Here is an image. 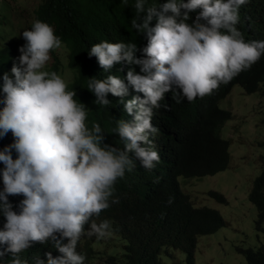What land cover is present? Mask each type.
Returning a JSON list of instances; mask_svg holds the SVG:
<instances>
[{
    "label": "clouds",
    "instance_id": "1",
    "mask_svg": "<svg viewBox=\"0 0 264 264\" xmlns=\"http://www.w3.org/2000/svg\"><path fill=\"white\" fill-rule=\"evenodd\" d=\"M11 1L0 0V264H89L117 234L101 214L148 189L171 103L230 83L264 55V40L240 27L248 0H123L80 75L60 38L66 22L49 20L40 0ZM92 106L108 115L90 117ZM34 245L43 252L31 257Z\"/></svg>",
    "mask_w": 264,
    "mask_h": 264
},
{
    "label": "trees",
    "instance_id": "2",
    "mask_svg": "<svg viewBox=\"0 0 264 264\" xmlns=\"http://www.w3.org/2000/svg\"><path fill=\"white\" fill-rule=\"evenodd\" d=\"M121 3L123 0H111L110 8L101 9L94 7L93 0H40L37 7L46 13L49 20L66 22L67 27L61 31L60 38L76 72L84 75L93 68L86 55L87 45L97 38L106 37L104 17L109 9ZM240 15L242 31L264 40L262 0H248ZM235 83L246 93L255 90L264 93V55L230 83L221 84L211 95L193 102L182 98L179 104L171 103L172 109L158 122V132L154 134L160 161L147 171L149 187L145 194L117 210L110 205L101 214L103 217L100 220L111 222V229L117 233L119 241L113 251L109 249L106 253L104 264H161L157 255L162 247L164 250L179 249L185 263L194 264L192 251L196 236L213 232L224 225L218 210L206 205H193L189 201L187 194L180 189L177 176L187 179L213 174L227 166L228 140L220 136L219 129L231 117V111L219 107L217 100ZM88 115L106 116L108 109L92 106ZM207 193L224 201L217 190L209 189ZM247 198L256 209L254 228L264 232L263 168L252 178ZM147 228L150 229L144 242L140 231ZM234 247L244 256L245 264H264V246ZM82 249L89 258L92 250L87 238L82 241ZM42 252L40 246L34 245L29 254L34 257Z\"/></svg>",
    "mask_w": 264,
    "mask_h": 264
},
{
    "label": "rangeland",
    "instance_id": "3",
    "mask_svg": "<svg viewBox=\"0 0 264 264\" xmlns=\"http://www.w3.org/2000/svg\"><path fill=\"white\" fill-rule=\"evenodd\" d=\"M4 1L15 6L11 0ZM35 1L23 0L22 3ZM217 105L231 111V117L219 129L220 136L228 140L227 166L213 174L187 179L179 175L177 180L193 205L215 208L225 222L213 232L196 236L194 264H245L244 256L235 245L264 246V232L253 225L256 209L247 198L252 178L264 169V93L257 90L246 93L235 83L217 100ZM209 189L221 192L226 201L214 199L207 193ZM113 242L114 246L110 244L106 248L113 251L119 243L117 237ZM102 247L93 243L94 250ZM168 252H160L161 264H186L182 251L168 248ZM105 256L96 253L89 259V264H104Z\"/></svg>",
    "mask_w": 264,
    "mask_h": 264
}]
</instances>
